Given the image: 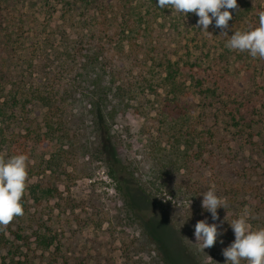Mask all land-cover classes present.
Returning <instances> with one entry per match:
<instances>
[{"label": "trees", "instance_id": "trees-1", "mask_svg": "<svg viewBox=\"0 0 264 264\" xmlns=\"http://www.w3.org/2000/svg\"><path fill=\"white\" fill-rule=\"evenodd\" d=\"M156 2L39 0L37 9L28 10L26 0H0V159L27 156L22 205L29 194L38 200L37 191L51 195L57 189L44 185L46 170L88 177L94 162L103 164L125 198H131V178L141 197L162 206L148 180L130 171L118 151L129 130L127 115L151 113L173 117L165 125L182 129L177 167L170 169L165 162L172 153H165V162L146 169L159 173L169 195L196 192L198 182L191 179L202 177L227 201L253 191L257 207L264 205V142L248 141L239 157L226 152L225 142L241 138L248 110L230 94L215 92L224 72L215 36L231 33L242 16L239 3L229 10L227 28L213 21L205 33L194 12L185 16ZM243 17L244 26L250 25ZM210 118L223 127L207 124ZM55 143L57 151L48 152ZM39 176L33 185L31 179ZM257 207L246 211L250 223L259 220ZM22 218L0 225L16 224L10 232L27 238L18 233L24 229ZM51 238L35 233L34 240L47 249ZM5 242L0 231V244Z\"/></svg>", "mask_w": 264, "mask_h": 264}, {"label": "rangeland", "instance_id": "rangeland-1", "mask_svg": "<svg viewBox=\"0 0 264 264\" xmlns=\"http://www.w3.org/2000/svg\"><path fill=\"white\" fill-rule=\"evenodd\" d=\"M38 2L26 0L28 10L37 9ZM237 2L243 11L236 21L237 26L230 30V34L215 36L219 41L216 45L221 46L218 67L221 72L224 70L223 79L217 81L225 87L223 90L219 86L215 92L230 94L236 103H246L249 121L242 123L241 138L224 143L230 156L236 154L239 157L246 153L250 141L264 142V58H252L247 51L230 50L225 43L235 30L248 29L251 24L252 27L258 25L259 13L264 12V0ZM243 16L251 19L250 25L244 26ZM211 87L215 89L214 85ZM127 116L129 130L126 140L118 147L120 157L130 171L133 170L135 175L140 173L148 180L151 191L162 206L141 197L131 178L127 179L131 198H125L117 190L119 183L107 176L105 167L100 163L89 165L88 177L76 172L73 176L61 174L62 168H56L57 173L46 170L41 178L44 185H53L57 189L53 195L37 191L38 195L41 194L38 200L33 199L31 194L27 196V202L22 205L24 229L18 231L22 236L28 235L27 238L20 239L10 232V229H17L16 224L9 228L0 225L6 240L4 245L0 244V264H61L63 261L67 264H225L222 249L235 239L229 223L248 211L249 205L257 207L258 194L252 191L243 196L239 193L236 197H229L230 201L219 196L227 201L225 208L217 209L219 219L215 221L218 224L223 221L218 229L222 235L217 237L213 246L203 249L202 241H196L193 235L194 225L205 218L209 223L214 222L211 214L201 207L202 194L212 184L202 177L192 178V182L201 186L196 187V192L184 191L171 196L163 187L159 173L146 170L155 163L165 162V153H172L169 162H165L170 169L177 167L176 148L181 144L182 129L165 125L167 119H174L171 116L155 113L146 117ZM226 121L230 123V119ZM207 124L223 127L221 121L216 122L214 118H210ZM223 137L226 139L228 134L223 132ZM56 145L58 143L47 151H57ZM232 165L235 166L236 162ZM57 175L60 180L56 179ZM39 179L40 176L33 177L32 184ZM254 217L259 220L250 223V216H247L250 227L253 230L264 227L263 204L260 209L256 208ZM35 233L52 237V244L47 249L43 248L35 242ZM241 264H247V261L241 260Z\"/></svg>", "mask_w": 264, "mask_h": 264}, {"label": "clouds", "instance_id": "clouds-1", "mask_svg": "<svg viewBox=\"0 0 264 264\" xmlns=\"http://www.w3.org/2000/svg\"><path fill=\"white\" fill-rule=\"evenodd\" d=\"M156 5L161 9H174L185 16L194 12L198 17L199 28L209 33L208 27L213 21L215 27H228V21L232 18L229 10L237 7V0H157ZM228 37L225 43L228 49L247 51L252 58H264V12L259 13L257 26L235 30ZM26 161L27 156L24 154L0 159V224L6 225L14 216L23 214L21 198L26 188ZM202 196L201 207L211 214L214 222L209 223L207 218L197 221L193 235L196 241H202V247L205 249L213 246L217 237L222 235L218 229L223 221L219 224L215 221L219 219L217 209L225 208L227 204L212 187ZM247 216L248 213L245 212L229 223L235 239L222 249L225 264H241V260H246L247 264H264V227L253 230Z\"/></svg>", "mask_w": 264, "mask_h": 264}]
</instances>
